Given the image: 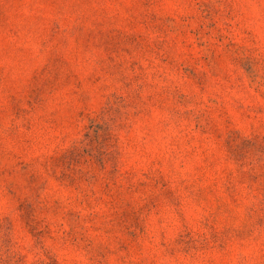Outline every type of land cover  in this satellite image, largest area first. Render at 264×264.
I'll return each instance as SVG.
<instances>
[{
    "label": "rangeland",
    "instance_id": "obj_1",
    "mask_svg": "<svg viewBox=\"0 0 264 264\" xmlns=\"http://www.w3.org/2000/svg\"><path fill=\"white\" fill-rule=\"evenodd\" d=\"M0 264H264V0H0Z\"/></svg>",
    "mask_w": 264,
    "mask_h": 264
}]
</instances>
